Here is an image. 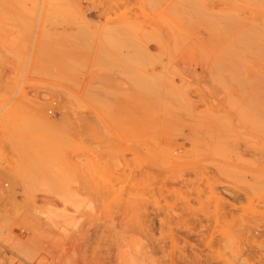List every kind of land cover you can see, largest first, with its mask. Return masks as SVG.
Here are the masks:
<instances>
[{"label": "rangeland", "instance_id": "1", "mask_svg": "<svg viewBox=\"0 0 264 264\" xmlns=\"http://www.w3.org/2000/svg\"><path fill=\"white\" fill-rule=\"evenodd\" d=\"M0 262L264 264V0H0Z\"/></svg>", "mask_w": 264, "mask_h": 264}, {"label": "built area", "instance_id": "2", "mask_svg": "<svg viewBox=\"0 0 264 264\" xmlns=\"http://www.w3.org/2000/svg\"><path fill=\"white\" fill-rule=\"evenodd\" d=\"M0 264H8L7 262H0Z\"/></svg>", "mask_w": 264, "mask_h": 264}, {"label": "bare ground", "instance_id": "3", "mask_svg": "<svg viewBox=\"0 0 264 264\" xmlns=\"http://www.w3.org/2000/svg\"><path fill=\"white\" fill-rule=\"evenodd\" d=\"M189 206V205H188Z\"/></svg>", "mask_w": 264, "mask_h": 264}]
</instances>
